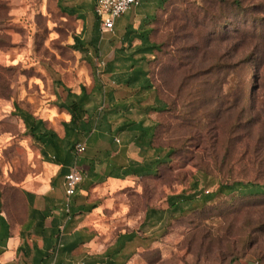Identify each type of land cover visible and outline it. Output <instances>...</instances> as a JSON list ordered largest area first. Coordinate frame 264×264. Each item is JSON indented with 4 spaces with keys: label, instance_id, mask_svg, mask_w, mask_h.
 Wrapping results in <instances>:
<instances>
[{
    "label": "rangeland",
    "instance_id": "374dc122",
    "mask_svg": "<svg viewBox=\"0 0 264 264\" xmlns=\"http://www.w3.org/2000/svg\"><path fill=\"white\" fill-rule=\"evenodd\" d=\"M94 3L0 0V193L13 192L4 185L5 166L12 178L24 173L22 145L36 154L31 163L39 153L13 115L15 105L47 118L46 126L62 137L56 105L64 88L79 93L84 87L101 107L98 86H114L103 70L121 46L122 30L100 34L99 58L72 47L75 37L93 35ZM158 3L140 0L116 20L121 28L133 16L155 17L150 40L161 51L145 60L169 110L147 117L157 125L154 146L164 149L161 155L171 151L155 176L133 177L111 198V223L123 225L116 232L137 233L126 247L130 255L116 262L264 264V195H220L202 212L169 222L161 212L169 196L190 192L195 181L204 192L234 182L264 185V0H168L162 9ZM127 65L123 57L112 64ZM151 209L156 213L144 221Z\"/></svg>",
    "mask_w": 264,
    "mask_h": 264
},
{
    "label": "crops",
    "instance_id": "0c3cea01",
    "mask_svg": "<svg viewBox=\"0 0 264 264\" xmlns=\"http://www.w3.org/2000/svg\"><path fill=\"white\" fill-rule=\"evenodd\" d=\"M149 18L146 15L133 16L121 28L116 26L115 20L114 29L122 30V38L121 46L114 54L117 55L118 50L125 47L122 41L128 26L137 30ZM121 69L115 68L113 75L120 73ZM103 88L108 91L111 87L108 90L105 86ZM132 100H121L114 95L113 103L128 105ZM132 115L123 108L113 112L111 131L114 143L111 146L113 151L109 154L99 153L109 147L110 137L107 132L99 131H92L89 140L81 143L85 148L83 153L76 154L74 151V160L69 169L77 166L81 171V181L69 199V213L65 211L67 198L64 179L69 170L65 176L57 177L61 165L55 164L50 156L44 157L39 148L37 159L31 163L36 154L28 146L22 145L28 158L24 173H18V179H15L16 176L11 177L8 166L2 171L4 185L17 192L4 194L2 198L0 216L6 227L0 228V264H93L105 259L107 253L120 245L127 247L132 242H128V236L134 232L127 229L116 232L122 224L111 223L110 220L111 198L121 194L134 177L126 174L127 166L143 162L133 135L127 131L114 132L124 121L134 120ZM36 118L45 122L48 120L43 116ZM61 118L62 122L69 120L64 112ZM141 119L143 116L139 115L135 121ZM24 193L31 195L33 201L29 202ZM5 232L8 233L7 238L3 237Z\"/></svg>",
    "mask_w": 264,
    "mask_h": 264
},
{
    "label": "trees",
    "instance_id": "16d2710c",
    "mask_svg": "<svg viewBox=\"0 0 264 264\" xmlns=\"http://www.w3.org/2000/svg\"><path fill=\"white\" fill-rule=\"evenodd\" d=\"M167 1L159 0L157 8L162 9ZM155 22V17L152 16L142 22L137 30H133L131 25L128 26L127 31L123 34L122 45H125V47L120 48L117 55L114 54L113 60L106 63V68L103 70L105 74L111 77L114 86L108 91L104 90L102 86H98V90L102 95L101 110H98L99 106L93 102V92L88 93L84 87H80L79 93L64 88L65 97L56 105L59 110L69 116L67 122H61L62 137H59L55 131L48 128L45 121L19 109L17 105L14 106L13 115L21 120L25 128V134L41 150L44 157L50 156L55 164L61 165L57 177L65 176L73 163L75 146L88 141L92 131L107 132L110 136L108 140L109 147L104 151H99V153L109 154L113 151L111 146L114 140L111 129L114 123L111 117L118 108H123L130 114L146 116V118L139 121L126 120L114 131L115 133L127 131L132 134L135 146L139 149L140 156L143 158L141 164L134 163L127 166L126 174L133 175L136 178L155 176L158 167L168 161L171 151L161 155L164 149L154 146L157 125L150 123L147 117L151 113L159 114L169 110V105L158 96L157 90L151 82L149 61L145 60L146 56H154L161 51V45L150 40V35L153 32L152 24ZM134 43L136 44L133 45ZM72 47L74 51L84 54V56L92 51L96 58L100 57V32L95 16L93 35L88 39L75 37ZM125 49L131 50L126 57H124ZM136 55H139L140 58H134ZM120 57H123L124 63H128V65L126 68H122L120 73L113 75L115 68L112 64ZM138 62H141L142 66L135 68ZM88 63H91V61L88 60ZM118 89L126 91V94L120 95L119 98L121 100L133 99L131 103L128 105L113 103L114 95H116ZM143 95L147 96L145 100H141ZM150 98L152 99L151 103L148 102ZM146 122L148 124H145ZM150 151H152V155L148 156ZM52 183L54 184V182ZM8 189L11 188L8 187ZM231 194L246 197L264 195V185L261 186L252 182H234L231 185H220L214 192H204L198 190L195 181L192 183L190 192L184 191L167 198V208L161 211L162 222H169L173 219L200 213L218 196H229ZM24 195L29 199V202L33 201L31 195L27 193H24ZM3 196L4 192H1L0 213ZM155 213V210H148L144 221H148ZM4 226L6 227L5 221L0 216V228ZM3 237L7 238L8 233L5 232ZM135 237L136 233L134 232L128 236V242L133 241ZM119 255L124 256L125 259L130 255L123 244L107 253L105 259L96 261L93 264H119L116 262Z\"/></svg>",
    "mask_w": 264,
    "mask_h": 264
},
{
    "label": "built area",
    "instance_id": "2783aa9c",
    "mask_svg": "<svg viewBox=\"0 0 264 264\" xmlns=\"http://www.w3.org/2000/svg\"><path fill=\"white\" fill-rule=\"evenodd\" d=\"M140 0H96L94 6V16L99 24V31L113 32L115 20L131 9L139 5ZM84 151L83 144L75 146L76 154ZM65 195L67 203L65 206L66 213H69V199L75 194L77 186L81 181V171L77 166H72L65 176Z\"/></svg>",
    "mask_w": 264,
    "mask_h": 264
}]
</instances>
